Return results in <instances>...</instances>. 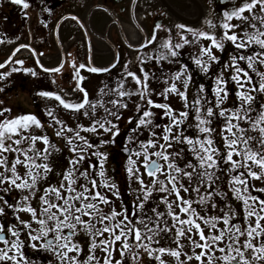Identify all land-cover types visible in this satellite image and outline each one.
I'll list each match as a JSON object with an SVG mask.
<instances>
[{
  "label": "snow or ice",
  "instance_id": "snow-or-ice-1",
  "mask_svg": "<svg viewBox=\"0 0 264 264\" xmlns=\"http://www.w3.org/2000/svg\"><path fill=\"white\" fill-rule=\"evenodd\" d=\"M11 2L22 4L25 9L30 6L24 0ZM208 2L211 5L212 0ZM233 20L238 23H232ZM206 23L210 29L217 28L212 20ZM161 27L156 25L157 29ZM175 27L190 33L197 41L199 38L210 41L209 47L201 46L199 54L193 57L195 65L205 74L212 63H220L213 49L224 52L226 43H230L236 50L214 78V104L204 95L203 86L189 101L187 89L192 76L188 74L187 65L171 77L179 81L184 90L172 83L159 93L165 100L169 93L184 100L185 108L194 112L195 123H188L189 110L177 113L169 104L154 103L148 98L147 75L143 80L135 78L136 83L142 85L138 93L121 90L123 83L108 92L101 89L98 103L104 108L105 115L99 117L97 103L89 101L86 90L77 84V90L84 94L82 102L66 101L59 94L54 98L65 109L77 113L87 109L83 115L89 119L90 125L77 124L75 129L66 127L52 110L46 113L52 117L50 126L54 128L55 136L65 140L72 156L58 186L49 185L41 191L39 182L53 171L48 161L54 151H59L44 133L45 124L34 114L0 120V191L8 194L18 190L21 193L14 203L0 195V203L4 205L0 207V218L6 215L5 208H8L16 220L7 227L0 222V264H36L26 255V248L49 253L53 260L48 264L53 261L55 264H142L145 254L159 264H167L164 255L175 258L178 264H189L193 260L197 264H264V186L256 187L252 183L264 185V102H261L264 100V0H243L240 6L224 12L220 35L184 24ZM177 35L182 42L169 41L162 45L168 55L162 54L161 59L179 57L178 50L192 43L187 36L179 32ZM155 38L154 29L152 40ZM4 42L0 40V43ZM24 47L27 46L17 47L12 56ZM16 63L23 64L24 61L17 60ZM72 66L76 68L75 63ZM4 67L5 64L0 63V68ZM61 67L44 71L60 72ZM85 67L79 65V68ZM229 68L233 71L225 78ZM108 70L89 68L91 72ZM11 71L18 69L12 68ZM26 71L37 75L33 69ZM75 75L80 78L78 70ZM128 75L134 74L129 72ZM3 78L4 74H0V79ZM229 82L236 86L238 101L232 108L225 106L230 96ZM109 93L121 99L105 102L103 96ZM39 95L48 97L53 94L41 92ZM132 95H139L144 100L145 110L141 113V105L136 106L137 126L131 132L137 133L143 127L148 130L150 138L139 142L138 136L127 138L129 143L137 144L138 150L124 146L123 150L128 154L125 170L129 180H135L138 188L133 190L136 195L132 210L122 204L121 210L117 211L109 193L121 199L119 188L107 175V153L99 149L115 143L120 128L110 118L121 119L118 110L128 107L122 98ZM153 107L163 110L161 119L167 117V124L154 123L155 114L150 110ZM10 112V108H0V117ZM218 118L223 121L219 128L215 126ZM132 119L130 117L128 122L131 123ZM161 127L162 132L155 131ZM35 129H40V134ZM188 129H194L195 135H188ZM101 130L110 134L111 139L101 138L99 144H94L81 135V132L98 134ZM37 143L44 147L37 148ZM186 155L190 158L186 159ZM10 156L13 157L11 160ZM92 157L97 163L92 162ZM85 162L87 167L82 168ZM19 166L25 169L24 175L18 173ZM141 168L144 172L140 171ZM145 176L150 178L147 183ZM225 176L228 177V190L221 192L219 182ZM229 191L241 203L243 224L234 222L237 213L227 203ZM37 193H40L39 200L33 206ZM218 199L224 201V206L219 209ZM150 204L152 206L148 207ZM209 209H218L219 214L210 215ZM20 213L30 214L29 219H22ZM82 233L88 237V251L83 259L84 249L77 239ZM164 238L175 247L154 246L160 245ZM182 241L191 246L192 254L184 251ZM98 249L103 253L102 258L96 255ZM116 253L119 259L115 258Z\"/></svg>",
  "mask_w": 264,
  "mask_h": 264
},
{
  "label": "flooded vegetation",
  "instance_id": "flooded-vegetation-1",
  "mask_svg": "<svg viewBox=\"0 0 264 264\" xmlns=\"http://www.w3.org/2000/svg\"><path fill=\"white\" fill-rule=\"evenodd\" d=\"M24 3L30 6L25 9L22 4H14L11 0H0V7L5 5L9 8L7 13L0 11V40L5 41L0 43V63L5 64L4 68H0V74H4V78L0 81L3 85L6 79L7 84H11L7 91V95L10 94L9 100L12 99L14 94L13 83L23 81L24 87L32 86L33 95L30 94L32 95L33 106L38 113L46 114L49 110L56 113L59 110H65L69 114H77V112L65 109L60 105L55 100V95H61L66 101L80 103L84 94L77 90V84H79L86 90L87 98L91 101L93 98L92 89H95L94 87L98 85L103 87L109 85L111 77L123 83L124 88L121 90L138 93L139 91L134 85L135 78L138 77L143 80L145 75H147L145 83L148 85V98L154 103L166 102L173 105L171 107L174 110L178 103L173 104V101H182L184 103L183 111L189 110L185 108L184 100L175 93H169L167 100L159 93L170 87L172 83H177L178 87H181L182 91L184 90L182 84L179 81H174L171 77L176 72L181 71L183 65H186L183 54L194 51L196 47L199 53L198 49L201 48L199 40L204 41L205 39L199 38L197 41L190 33L177 29L175 25L184 24L193 29L207 31L210 34L219 35V32L222 34L223 29L220 28V23L223 20L224 12L240 6L243 0H212L211 5H209L208 0H24ZM245 15H248V13H245ZM207 20H212L213 23L217 24V28L210 29L207 26ZM232 22L238 23L236 20ZM157 24L162 25V27L157 29ZM154 29L156 38L152 40ZM178 32L196 43L185 45L184 48L178 50L180 56L177 58L169 56L167 59H161L162 54L168 55V50L163 48L162 45L169 41L172 43L182 42L177 35ZM20 45H26L27 47L21 48L15 56H12V53ZM248 51L250 53L251 50ZM222 53L223 57L225 56V62H223L225 64L232 55L236 54V50L233 45L226 43L225 51ZM9 58H11V63H8ZM204 59H207V57L205 56ZM17 60H23L24 63H16ZM73 63L76 65L75 69L72 66ZM80 64H84L86 67L79 68ZM219 65V63H212L207 74L195 63L192 67L187 65L188 74L192 76L187 89L189 101L195 98L196 90L203 86L205 89L204 95L212 104L215 103L213 81L215 76L222 70ZM242 66H244L243 63ZM57 67H61L60 72L44 71V69L51 70ZM90 67L108 68L109 70L91 72L89 71ZM12 68H16L18 71L12 72ZM26 69H33L37 75L33 76ZM77 70L79 71V79L75 75ZM232 71L229 68L226 72L228 74L225 73V78ZM129 72L134 75L129 76ZM8 73H11V75H7ZM17 74L19 75L14 76ZM181 79L183 80V77ZM129 82L128 88L126 83L129 84ZM60 83H64L65 87L58 86ZM45 87L55 88L54 93L52 92L53 98L39 95V93L45 92ZM71 87L72 94L69 92ZM228 89L230 96L225 106L232 108L238 104L235 96V84L229 82ZM130 97L141 98L139 95ZM262 101L264 102V100ZM144 105L145 102L141 103V106ZM85 110L87 109L81 110L79 113L83 115ZM23 114L33 113L27 108V111ZM47 117L50 118L48 115ZM193 117L194 112L190 111L188 123H195ZM217 125L221 126L219 119L215 121V126L218 127ZM131 127L133 126H127L128 133ZM45 129H48L49 138L59 151H54L48 161L53 171L47 175L45 180L39 182L38 186L41 191L49 185L58 186L62 174L69 166L68 160L72 156L68 151L65 140L55 136L54 128L45 125L44 133ZM39 130L35 129V132L40 134L41 130ZM121 133L123 134V131ZM91 134L88 139L94 144H99L101 138L111 139L108 133H104V136L101 137ZM187 134L195 135L194 129H188ZM127 138L120 140V137L116 136L114 144H106L99 149L107 153L108 164L115 166L123 161L127 163L128 154L123 150L124 146L127 145L129 148L137 149V144L129 143ZM36 147L42 149L44 145L37 143ZM132 158L136 159L135 156ZM185 158H190V155H186ZM9 159L11 160L12 156ZM37 163H41V161H37ZM81 167H87V162ZM18 173L24 175V173L21 174V170H18ZM146 178L150 179L147 176ZM224 178L228 182V177L225 176ZM221 184L224 190H228V184H224L223 181H221ZM130 185L125 184V187ZM7 187L8 185L5 186V188ZM256 187L259 186L256 185ZM0 195H3L9 203H14L19 199L21 193L18 190H12L8 194L0 191ZM39 195L40 193H37L32 201L33 206L37 205ZM218 202L220 204L218 208L224 206V201L218 199ZM227 203L231 204L237 213V220L234 222L243 224L241 203L234 198L230 191L228 192ZM5 212L6 215L0 218V222H3L7 227L9 224L15 223L16 220L11 209L5 208ZM23 214L25 217L27 216L26 219L25 217L23 219L28 220L30 214ZM209 214L217 215L219 213L218 211H212ZM33 227H36V225L33 224ZM77 239L84 249L81 254L83 259L86 256L84 244L88 242V237L82 233ZM154 246L156 247V245ZM26 255L31 260L36 261V264H48L50 260H53L49 253L38 252L29 248H26ZM171 260H175V258L171 257ZM147 261L148 264H159L153 258L148 257ZM53 264H55V261H53ZM194 264H197V262Z\"/></svg>",
  "mask_w": 264,
  "mask_h": 264
},
{
  "label": "rangeland",
  "instance_id": "rangeland-1",
  "mask_svg": "<svg viewBox=\"0 0 264 264\" xmlns=\"http://www.w3.org/2000/svg\"><path fill=\"white\" fill-rule=\"evenodd\" d=\"M0 11L4 12V13L5 12L7 13L9 11V8L7 6H5V5H1ZM232 23H235V22H232ZM219 35H220V32H219ZM192 43H196V42H192ZM199 43H200L201 46H204V47H209L210 46V42H208V40H206V39L204 41L199 40ZM198 50L200 52V49H198ZM249 50H251V49H249ZM213 52H214V54L217 57H219V60H220V63H219L220 65L219 66H220V68H223V64H224L223 62H225L224 61L225 60V56L223 57V53L221 54V52L218 49H213ZM198 54L199 53L197 52V47H196V49L194 51H191V52L186 53V54L184 53L183 54L184 55V57H183L184 58V63L186 65H188L189 67H192L193 64H194L193 57L198 55ZM226 74H228V73H226ZM18 75L19 74L14 75V76H18ZM168 75H170V74H168ZM111 78L112 79L110 80L109 85H106L107 87L106 86L103 87L102 85H98L97 87H94L95 89H92L93 98H92L91 101L93 103H97L96 114H97L98 117L105 115L104 108L99 106V103H98V101L101 99L100 90L104 89L105 92H108L109 89H116L121 84L119 82V80H115V79H113V77H111ZM8 82H10V81H8ZM129 85H130V82H129V84L126 83V87L129 88ZM134 85H135V88H137L138 91L142 88V85H138L136 83V81L134 82ZM58 86L65 87V84L64 83H60V85H58ZM70 86H72V85H70ZM9 87H11V84H7V80L6 79L4 80L3 85H2V83L0 81V88H3V91L0 92V101L3 102L2 104H0V108H10L11 109V112L10 113H5L3 117H0V120H3L5 118H12V117L19 116V115L25 113L27 111V108H29V111L31 113H33L35 116H38V119H40L42 123H44L46 126L50 125V121L52 120V117L48 118L46 114L38 113L35 110V107L33 106V100H32V95L33 94H32V91H31V88H32L31 85L24 87L23 81H17L15 83H13L14 94H13V97H12L11 100H9L10 94L7 95V91H8ZM41 88H42V86H41ZM44 89H45L44 90L45 92H49V93H52V92L54 93V91H55V88L49 89L48 87H45ZM69 92H71V94H72V87L69 88ZM51 98H53V95L51 96ZM137 98H133V97L131 98V97H128V96L122 98V99H124L123 101H125V103L128 104V107L126 109L125 108H120L118 110L119 111V115L121 116V119L120 120H116L114 117L110 118V119L113 120V123H117L119 125L120 134L118 136L120 137V140H123V139H125V138H127V137H129L131 135L132 136H138V141H146L147 139L150 138L148 130L144 129L143 127L139 128L137 133H132L131 132V129H133V128H135L137 126V119L135 118L138 115L137 111H136V106L138 104L141 105V103H144V100L141 102L142 99L141 98L137 99ZM111 99H121V98L117 97L116 95H114L112 93H109V95H107V96H103V100L105 102H107L108 100H111ZM177 100H178V98H177ZM261 102H263V101H261ZM164 103H166V102H164ZM174 103H178L177 107H175V109H174L177 113L184 110V106H183L184 103L182 101L176 102L174 100L173 104ZM106 106L109 107V108L112 107L111 104H107ZM170 106L173 107V105H170ZM113 110L115 111L116 109H113ZM143 110H145L144 106H141V113H142ZM150 110L155 114L154 123L160 124L161 126H163V125H165V124H167L169 122L167 117H164L163 119H161V117L164 116L163 110L157 109V108H154V107L151 108ZM53 114L58 119H60L65 124L66 127H72V128L75 129L77 127V124L83 125L84 127H87L88 125H90L89 119L84 117V115H81L80 113L69 114V112H66L65 110H61V111L59 110L58 112L53 113ZM130 117H133L131 123L128 122ZM218 119H219V122L222 124V122H223L222 118H218ZM129 125L133 126L130 129V132H129L130 135H129L128 129H127V126H129ZM217 126H218L217 128L220 127V125H217ZM45 130H46L45 133L48 135V129H45ZM121 131H123V134L121 133ZM155 131H157L158 133L162 132V127L159 128V129H155ZM124 132H126V133H124ZM66 135H70V134L66 133ZM81 135H84L87 138H89L92 134L91 133H86V132H81ZM96 135L101 137V136H104V133L101 130V132L96 134ZM92 162L93 163H97V160H96L95 157H92ZM126 166H127V163L124 162V161L121 162L119 165H115V166L113 164H108L107 162L105 163V169H106L107 175L110 176L114 180V182L117 184V186L119 188V194H120L121 199H116L115 197L111 196V194L109 193L110 198H112L114 200L115 208H116L117 211L121 210L122 204L124 206H127L129 208V210H132V202H133V200L135 198V195H136V193L133 190L138 188V184L135 182V180H131V181L129 180L128 174L126 173V170H125ZM18 170H21V174L25 173V169L22 166H19ZM140 171L144 172L143 168H141ZM144 179H145L146 183L149 182V180L146 178V176L144 177ZM161 179H163V177H161ZM222 181L224 182V184H228V182H227V180L225 178ZM252 183H255V185H258L259 187L264 186L260 182H255L254 181ZM125 184H131L130 185L131 187L130 186L125 187ZM122 186H124V187H122ZM219 188H220L221 192L227 191L226 189L224 190V187L221 184V181L219 182ZM182 195H184V193H182ZM217 205H220L218 200H217ZM2 206H4V205L2 203H0V207H2ZM151 206H152L151 204L148 205V207H151ZM238 206H240V205H238ZM162 208H163V206H162ZM218 209L217 210L209 209V212H212V211L216 212V211H218ZM19 215L21 216L22 219L25 217V215L23 213L22 214L20 213ZM26 217H25V219H26ZM221 226H223V225H220V227ZM182 243H184V245H185L184 251H186L188 253H191V246L188 245L187 241H182ZM84 246H85V254L87 255L88 242H85ZM118 246L119 245H117V247ZM159 246L175 247V245L172 244L170 241H168L167 238L161 239L160 245H156V247H159ZM197 251H199V250H197ZM96 255L101 257V258L103 257V253L99 249L97 250ZM84 257H86V256H84ZM115 258L119 259V254L118 253L115 254ZM163 259L165 261H167V264H178V262L176 260H171V257H169V256H166V257L164 256ZM182 259H183V257H182ZM147 260H148V256L145 254L142 257V264H148ZM194 261L195 260H193V262H191L190 264L196 263Z\"/></svg>",
  "mask_w": 264,
  "mask_h": 264
}]
</instances>
